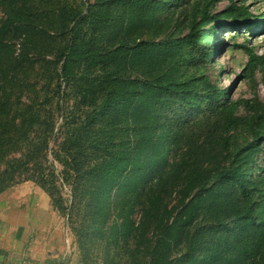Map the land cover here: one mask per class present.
<instances>
[{
  "label": "trees",
  "instance_id": "obj_1",
  "mask_svg": "<svg viewBox=\"0 0 264 264\" xmlns=\"http://www.w3.org/2000/svg\"><path fill=\"white\" fill-rule=\"evenodd\" d=\"M180 2L0 0V195L32 182L71 230L84 201L95 240H132L128 264H264V105L238 115L248 102L204 73L218 23L245 30L254 15L235 0L216 14L217 0H190L181 25ZM243 49L242 77L264 79V55ZM43 80L52 97H39ZM81 84L92 110L70 122L66 89ZM57 136L58 173L46 158ZM184 142L187 157L169 161Z\"/></svg>",
  "mask_w": 264,
  "mask_h": 264
},
{
  "label": "rangeland",
  "instance_id": "obj_2",
  "mask_svg": "<svg viewBox=\"0 0 264 264\" xmlns=\"http://www.w3.org/2000/svg\"><path fill=\"white\" fill-rule=\"evenodd\" d=\"M82 0H69L80 4ZM248 7L254 15L251 20L252 25L243 29L232 30L227 27L226 21L219 22L217 30L218 41L213 39V55L206 58L204 73L216 80L217 86L221 89H230L229 97L233 101L241 100L248 102V106L241 104L238 107V115L249 116L253 113L251 105H264V79L259 69L254 72L252 78H244V67L247 62V54L244 47L251 48L256 55H264V0H235ZM190 0L180 2V14L178 23L185 25L188 22V14L192 10L189 5ZM230 0H217L210 10L211 14H216L228 6ZM4 18V13L0 9V21ZM257 22V23H256ZM210 45V44H209ZM208 45V46H209ZM197 53L199 51L197 50ZM44 72V71H43ZM41 75H48L47 69ZM54 83L43 80L42 83L34 85L38 90L39 97L45 95L52 97ZM51 88V89H50ZM50 89V90H49ZM84 86L81 84L77 88L66 89L68 97L65 100V117L70 122H83L84 116L91 112L88 107L90 97L83 98ZM48 90V91H46ZM26 98H33V94L27 93ZM178 108V107H177ZM179 109V108H178ZM166 115L163 121L167 122L171 118ZM63 121L57 116V126ZM105 123L100 121L97 127L104 128ZM175 125H173L174 127ZM59 136L49 143L47 153L48 163H52L56 172L61 171V166L53 159V151L57 148ZM189 142L182 144L180 150L173 147L168 155V160L172 161L179 157L183 160L188 155ZM180 148V146H178ZM87 157L88 165L95 161ZM206 165V163L204 164ZM82 186V185H80ZM63 197L71 201L67 187L63 188ZM143 192H140V196ZM127 199H125L126 201ZM71 221L72 230L67 225V219L60 216L51 206L49 198L32 182H23L13 186L0 195V246H6L8 253L0 252V262L9 264H128L127 252L131 248L132 240L129 239L127 246L112 244L106 246V239L95 240L91 235L94 226L91 225L89 209L78 200L73 201ZM124 205V201L118 203V208ZM91 215V214H90ZM140 214L135 211L132 218L138 222ZM111 220L108 227L111 225ZM86 235V236H85ZM108 235L106 231L104 237ZM222 233L213 234V238L222 240L223 246H238L239 238L228 235L221 237ZM222 246V244H220ZM50 246H57L51 250ZM141 259V255H138ZM0 263V264H1ZM3 264V263H2Z\"/></svg>",
  "mask_w": 264,
  "mask_h": 264
},
{
  "label": "crops",
  "instance_id": "obj_3",
  "mask_svg": "<svg viewBox=\"0 0 264 264\" xmlns=\"http://www.w3.org/2000/svg\"><path fill=\"white\" fill-rule=\"evenodd\" d=\"M55 247H57V246H52V247L50 246V249H51V250H55ZM1 249L4 250L5 255H6V253H8V249L6 248V246H0V252L3 253ZM0 263H1V262H0ZM2 263H3V264H9V263H6L5 261L2 262ZM2 263H1V264H2ZM17 264H20V263H17Z\"/></svg>",
  "mask_w": 264,
  "mask_h": 264
}]
</instances>
